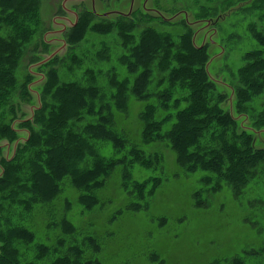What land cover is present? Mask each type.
Instances as JSON below:
<instances>
[{
    "label": "trees",
    "instance_id": "obj_1",
    "mask_svg": "<svg viewBox=\"0 0 264 264\" xmlns=\"http://www.w3.org/2000/svg\"><path fill=\"white\" fill-rule=\"evenodd\" d=\"M6 1L0 0V15L9 11V16H14L18 24L21 15L37 11L35 0ZM247 1L249 0L243 2ZM262 2L264 0H253L251 4L255 6ZM213 10L214 13H218L217 9ZM61 12H66L64 6H61ZM221 15L219 13L215 18H221ZM35 17L36 15L31 16L38 27L39 20ZM97 18L93 9L82 8L78 12L77 22H69L71 26L64 32V37H74L88 20ZM202 19L205 17L197 15V18L189 23L182 21L184 30L179 35L178 42H173L169 35L165 37L164 34H160V30L153 31L150 35L145 33L142 35L140 43L133 46L137 49V51L134 49L133 54H139L137 57L144 63L134 66L137 71H132L135 72L134 74H140L139 80L135 83L136 88L138 86L139 92L144 91L147 96H140L135 88L134 90L129 88L128 90L132 91L129 102L123 99H105L107 90H104L101 81H94V77L83 84L81 81L63 79L58 87L52 89V79L49 76V79L40 82L41 90L36 89L35 77L31 72L27 73L24 82L16 80L13 67L17 63L19 51H13V44L15 41L18 42L21 49L25 40L17 37H0V155L4 153L2 144H15L12 156H3L0 159V264H32V260L22 261L19 258L18 242L26 245V241L32 239L34 247L39 245L40 249L51 250L53 242L68 240L64 232L75 229V226L68 218H66L67 227L62 226L61 223L66 216V209L76 198L79 201L87 200L83 201L88 209L85 214L86 221L95 220L105 211L111 213L113 206L115 210L110 220H114L121 213L145 209L142 206L148 205V199L150 205V197L158 189V180L153 177L140 182L134 181L132 188L128 190L134 201L125 205L120 204V201L118 202L111 194L98 190V187L104 184L101 174H111L117 164H122L125 168L128 157L124 154L123 157L111 158L112 155L103 154L105 151L128 147L131 159L143 163L152 159V155L147 157L143 149L147 143L152 142L151 147L156 152L154 153L158 160L164 150L158 149L159 144L154 141L167 140L174 154L177 155V164L183 170L209 169L217 172L218 176L230 184L236 198L244 192V186L248 184L247 178L253 172L255 174L260 162L264 168V111L252 115L254 111L251 105H248L251 104V101L248 102L251 92L249 85L260 86L264 83V55H262L264 46H258L257 50L249 53L252 58L243 65L244 69L238 76L239 85L231 82L233 88L228 87L229 92L226 94L217 83L218 80L223 81V78L218 75V80L213 79L208 69V62L211 59L209 46L196 44L198 35L193 25L200 23ZM96 22L99 26L124 22L129 26L134 20L124 15H117L111 20L100 18ZM253 24L254 27L257 26L256 22ZM30 27L31 25L24 24L18 30L22 29L23 35ZM256 29L257 35L264 39V35L261 36L260 30L257 27ZM32 33L33 31L29 34ZM69 43L71 45L70 41ZM213 43L219 46V51H222L218 42L210 40V44ZM140 44L142 47L139 46ZM71 52L70 50L64 55L56 54L44 63L52 64L56 61L63 65ZM174 57L180 62L174 69L171 65L168 68L169 61ZM158 59L160 70L167 66L168 69L163 72L168 74L167 77L170 75L163 87L164 90L158 91L162 101L158 97L154 100L149 99L153 92L147 93L146 88L143 90L141 86V79L148 76L153 60L157 63ZM158 74L159 71L157 76ZM163 79L165 76L161 78V82ZM178 79L180 83L175 85ZM227 81L229 82L228 79ZM125 82L126 80L123 83ZM123 83L120 84V88L124 87ZM187 85L192 90L184 93L183 88ZM174 90L178 91L180 98L189 103L185 107L173 106L172 111H167V108L172 107L167 98ZM231 91L232 100H229ZM100 94L102 97H96ZM180 98L175 99L173 104L178 103ZM10 103L14 106L12 107ZM225 103L228 105L225 106ZM135 104L138 114L130 117L131 107L133 108ZM26 107L31 110V114L19 115V111L23 113ZM82 108L85 111H82ZM143 108L144 112L140 113ZM172 115L174 120L170 129L160 130L163 122ZM134 118H138L137 132L132 126ZM23 129L27 130L24 138L20 136ZM99 139L109 142L103 143ZM94 144H97V147H94ZM101 147L103 150L100 149ZM88 157L92 161L89 162ZM83 158L88 162L81 165L80 160ZM101 161L105 163L99 164ZM98 174L100 175L97 176ZM150 181H152L151 188L144 191ZM69 185L72 189L70 194L65 190ZM72 194L76 197L71 196ZM93 202L94 206H92ZM34 209L37 217L29 219L30 211ZM242 217L248 219L247 216ZM167 221V216L158 219L160 227H164ZM1 224L4 225L3 228ZM53 226H59V232L49 237L46 234L49 230H53ZM39 228L44 230L39 233ZM77 232L80 233L78 226ZM80 234L83 235L82 239H85V242L89 239V243H92V246L88 245L85 249L86 257L81 260L84 250H80L78 252L81 253L75 257L59 255L51 260L50 264H101L103 262L101 258L107 255L104 250L106 235L91 232L86 224ZM16 239L20 240L16 241ZM50 239L54 241L50 242ZM218 246L222 247L220 244ZM259 249H264L263 241ZM244 251H241L243 254L238 250L214 253L208 264L225 263L229 259H231L229 264H243L246 259ZM151 259L158 264H166V260L157 252L151 254Z\"/></svg>",
    "mask_w": 264,
    "mask_h": 264
},
{
    "label": "rangeland",
    "instance_id": "obj_2",
    "mask_svg": "<svg viewBox=\"0 0 264 264\" xmlns=\"http://www.w3.org/2000/svg\"><path fill=\"white\" fill-rule=\"evenodd\" d=\"M243 1L245 0H96L93 6L92 0H35L38 6L37 11L21 15L20 24L14 20V16H9V11L0 15V37H17L25 40L21 49L18 42L15 41L13 44V51H19L17 63L13 67L16 80L24 82L27 79V73L31 72L35 77L36 89L41 90L40 82L49 79V76L52 79V89L58 87L63 79L81 81L83 84L94 77V81H101L104 90H107L105 99H123L129 102L132 91L128 89L134 90L135 88L139 92L135 83L139 80L140 74H134L135 72L132 70L137 71L134 66L144 63L137 57L139 54H133L135 49L133 46L140 43L144 33L150 35L151 32L157 30H160L159 33L164 34L165 37L169 35L173 42H178L179 35L184 30L182 21L189 23V21L195 20L197 15H200L205 19L193 25L198 35L196 44L209 46L208 52L211 59L208 62V69L213 79H217L218 75L223 78V81L217 79L220 81L217 83L222 88V92L228 94V87L233 88L231 82L239 85L238 76L244 69L243 65L252 58L249 53L257 50L258 46H264V39L257 35L256 29L257 27L260 30L261 36L264 35V2L254 6L251 4L253 0ZM62 5L72 11L62 13ZM85 7L93 9L98 18L88 20L84 27L75 33L74 37H64V32L71 26L69 22L77 19L78 15L76 14ZM214 8L218 10V13H214ZM219 13L222 14L221 18L216 19L215 16ZM121 14L130 17L134 22L129 23V26L125 22L117 25L99 26L96 22L100 18L111 20ZM33 15H36L35 19L39 20L38 27L31 18ZM62 15L68 19L62 18ZM163 21L166 24L162 23ZM254 22L257 23L255 27ZM24 24L31 25V27L22 35V29L20 32L18 28ZM200 24L205 25L201 26ZM41 25L42 29L40 30ZM31 31L33 33L29 34ZM212 38L221 45V52L216 44H210ZM139 46L142 47L141 44ZM58 50L61 55L72 51L67 57L68 60H64L63 65L56 61L52 64L50 62L41 65L36 63L42 59L45 60ZM169 62L168 68L171 65L174 69L180 61L174 57ZM159 64V59L157 63L153 60L148 76L141 79V86L143 90L146 88L147 93L153 92L148 97L149 99L154 100L158 97L162 101L158 91L164 90L163 87L170 75L167 77L168 74L163 72L168 69L167 66L160 70ZM157 71H159L158 76ZM164 76L165 79L161 82V78ZM81 77L83 78L81 79ZM124 80H126L125 83H123ZM122 83L124 87L120 88ZM178 83H180L179 79L176 80L175 85ZM249 86L251 92H249L248 102L251 101V104L248 105H251L254 111L252 115H255V113L264 111V83H261L260 86L251 84ZM191 90L192 88L188 85L183 88L184 93ZM177 92L174 90L173 94L167 98L169 105L172 106L167 108V111H172L173 106L174 108L185 107L189 103V101L180 98ZM138 94L146 95L144 91ZM232 94L231 91L229 100H232ZM96 97L102 96L100 94ZM177 98L180 100L174 105L173 102ZM10 105L14 106L13 103ZM227 105L225 103V106ZM131 110L130 117L136 116L138 114L137 104L133 108L131 107ZM82 111L85 110L82 108ZM142 111L144 112V108L139 112L142 113ZM30 114L31 110L27 107L24 108L23 113L19 111L21 116ZM173 120L174 116L172 115L163 122L160 130L170 129ZM132 126L136 132L139 130L137 128L138 118H134ZM26 135L27 130L23 129L20 136L24 138ZM99 141L109 142V140L103 139H99ZM154 142L158 143L157 148H162L164 152L157 160L156 152L151 147L152 142H146L143 149L147 157L152 155V159L143 163L131 159L128 147L103 152L104 155H112L111 158L115 159L123 157L124 154L128 157L125 168L122 167V164H117L111 174H101L104 184L98 187L100 192L111 194L117 198L118 202L120 201V204L124 203L125 205L134 201L130 197L132 195L128 193L134 181L139 180L140 182L153 177L158 180V189L150 197V205L149 199L147 200L149 206H142L145 209L140 211L121 213L114 220H110L115 210L113 206L112 211L110 210L111 213L105 211L95 220L86 221L85 214L88 209L83 201L87 200L79 201L76 198L66 209V216L61 223L62 226L67 227L66 218H68L75 226V229L65 230L64 234L68 240L53 242L54 239H50V242H53L51 250L40 249L39 245L34 247L32 239L26 241V245L18 242L19 258L22 261L32 260V264H50L51 260L59 255L75 257L81 253L78 251L84 250L80 257L82 260L86 257V247L92 246L89 239L85 242V239H82L83 235L80 234L86 224L91 232L106 235L104 250L107 255L103 254L105 258H101L103 260L101 264H158L151 259V254L154 252L162 255L166 264H208L212 254L232 250L240 252L245 250L244 257L246 259L243 264H264V249H259L260 243L264 242L263 164L262 166L261 162L258 164L255 174L253 172L247 178L248 184L244 186V192L236 198L230 184L218 176L217 172L209 169L183 170L177 164V155L174 154L167 140ZM96 145L94 144V147H97ZM2 147L4 153L0 155V159L3 156H12L15 144L4 143ZM100 149L103 150V147ZM101 150H99L100 153ZM88 160L92 161L89 157ZM85 162H88L85 158L80 160L81 165H84ZM103 163L105 162H99V164ZM151 184L152 181L148 182L146 185L148 187L144 191L150 189ZM81 189L86 190V188ZM221 189H223L221 192H217ZM65 190L70 194L71 186H67ZM199 200L202 202L200 203ZM94 205L93 202L92 206ZM34 210L30 211L29 219L37 217L36 209ZM16 215L15 213V219ZM161 216L168 217L164 227H160L158 222ZM242 216H247L248 219H244ZM1 226L4 227L3 224ZM77 226L80 228V233L77 232ZM43 230V228H39V233ZM55 232H59V226H53V230H49L46 235L52 237L56 234ZM19 240L16 239V241ZM219 244L222 247H219ZM241 253L243 254V252ZM230 260L216 264H229Z\"/></svg>",
    "mask_w": 264,
    "mask_h": 264
},
{
    "label": "water",
    "instance_id": "obj_3",
    "mask_svg": "<svg viewBox=\"0 0 264 264\" xmlns=\"http://www.w3.org/2000/svg\"><path fill=\"white\" fill-rule=\"evenodd\" d=\"M52 55H54V53H53ZM52 55H51V56H52ZM48 59H50V58H48ZM48 59H46V60H48Z\"/></svg>",
    "mask_w": 264,
    "mask_h": 264
},
{
    "label": "bare ground",
    "instance_id": "obj_4",
    "mask_svg": "<svg viewBox=\"0 0 264 264\" xmlns=\"http://www.w3.org/2000/svg\"><path fill=\"white\" fill-rule=\"evenodd\" d=\"M250 121L252 122L251 118H250Z\"/></svg>",
    "mask_w": 264,
    "mask_h": 264
}]
</instances>
